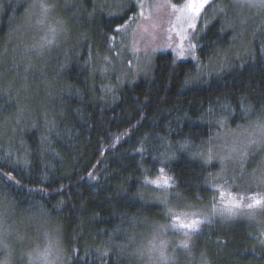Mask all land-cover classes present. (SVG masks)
<instances>
[{
    "label": "trees",
    "instance_id": "obj_1",
    "mask_svg": "<svg viewBox=\"0 0 264 264\" xmlns=\"http://www.w3.org/2000/svg\"><path fill=\"white\" fill-rule=\"evenodd\" d=\"M219 1L232 0H211L200 13ZM186 2L175 0V6ZM80 10L73 18L76 34L92 53L119 58L116 44L134 20V6L119 17L96 14L89 5ZM24 11L2 9L0 66L11 56L4 54L11 25ZM224 22L219 18L204 28L193 59L180 56L176 47L158 50L148 75L122 73L118 61L115 79L122 80L107 99L104 83L82 61L83 49L77 59L79 49L70 48L65 59L38 66L23 83L27 94L19 83L14 89L2 85L7 91L0 86V123L14 113L25 114L29 123L0 127V195L18 211L40 210L56 222L69 264H141L118 257L113 247L126 245L130 235L147 238L151 225L169 222L166 210L146 197L152 189L146 181L160 169L182 203L214 200L209 175L216 166L204 165L179 145L206 144L216 128L207 122L210 115L221 120L231 112L240 122L247 114L264 115V32L247 35L244 54L223 74L192 81L198 64L235 46ZM229 123L234 126V119ZM193 242L195 256L207 264H264V239L246 222L202 225Z\"/></svg>",
    "mask_w": 264,
    "mask_h": 264
},
{
    "label": "rangeland",
    "instance_id": "obj_2",
    "mask_svg": "<svg viewBox=\"0 0 264 264\" xmlns=\"http://www.w3.org/2000/svg\"><path fill=\"white\" fill-rule=\"evenodd\" d=\"M84 2L86 0H0V14L6 6L11 7L14 12L25 9L22 17L12 23V33L7 41L5 39V57L11 56L4 61V66H0L1 90L2 85L8 84L14 89L19 83V91L27 94L28 89L23 83H27L38 66L48 65L59 58L65 59L70 48L79 49V53L74 50L78 54L74 59H77L83 49L82 61L91 77H96L100 84L104 83L100 88L102 97L107 99L111 86L122 80V73L143 72V75H148L153 55L158 50L176 47L180 56H190L193 59V45L195 46L204 28L212 21L223 18L226 21L224 25L233 31L235 46L227 55H219L197 65L192 81H208L213 76L223 74L231 61L240 60L239 55L244 54L248 45L247 35L264 32V6L260 5L259 0H256V6H250L243 0H232L225 4L219 1L191 21L187 17L192 14L181 11L187 2L178 7L175 6V0H87V4H82ZM41 4L48 6L47 13L41 8ZM131 4L136 14L129 26L121 31L118 42L120 45L116 44L119 58L116 56L115 60L112 55L107 58L92 53L90 44L74 31L73 18L78 17L81 6L95 8L96 14L101 12L107 16L119 17ZM64 11L65 18L62 16ZM189 23H193L195 27H189ZM50 25L57 29L58 35L53 44L47 45L45 37L51 35L48 31ZM13 27L16 29L13 30ZM86 57L89 58L86 60ZM118 61L123 68L120 71L121 77L116 80ZM17 104L21 103L18 101ZM228 114L231 115L221 120L212 115L208 117L207 122L216 128L206 144L179 145L182 147L181 151L189 153L204 165L216 166L209 175L210 186L215 192L214 200L209 203H182L173 195V185L166 171L160 169L159 175L149 181H158L161 186L149 183L152 189L146 197L166 210L169 222L151 225L147 238L128 236L126 245L113 247L118 257L141 264H207L195 256L193 237L202 225L217 221L249 223L264 239V208L247 209L242 206L235 210V215H221L230 197L225 195L221 200L220 191L227 190L237 198L264 194V183L261 182L264 179V131L258 127L264 125V115L247 114V121L240 122L239 117L231 112ZM230 119H234V126L229 123ZM26 123L28 121L25 114L14 113L8 121L0 123V127H16ZM164 178H168V185H163ZM5 199L0 195V264H69L70 258L62 244L60 226L40 210L21 212ZM170 212L180 217L179 222H191L193 219L204 222L198 225L197 231L173 229L172 225L176 220ZM185 241L188 243L187 248L181 246ZM162 243L167 260L160 257ZM153 244L156 245L155 249ZM46 249L50 250V254L45 255Z\"/></svg>",
    "mask_w": 264,
    "mask_h": 264
},
{
    "label": "snow or ice",
    "instance_id": "obj_3",
    "mask_svg": "<svg viewBox=\"0 0 264 264\" xmlns=\"http://www.w3.org/2000/svg\"><path fill=\"white\" fill-rule=\"evenodd\" d=\"M243 2H247L250 6H256V0H243ZM209 3V0H188L186 7L181 9L182 12L187 11L190 12L192 15L188 16L187 19L189 21L193 20L195 16H198L200 14V11ZM259 3L261 6H264V0H259ZM142 7V5H141ZM41 8L45 13L49 11V8L47 5L41 4ZM143 15V13H141ZM43 22V21H41ZM61 23V22H57ZM189 27H195L193 23H189ZM48 31L51 33L50 36L45 37L46 44L50 45L55 42V39L58 35L57 29L53 26H49ZM119 31V29H118ZM46 45H41V47H44ZM193 47H195L193 45ZM264 131V125H258ZM254 143V142H253ZM11 179V177L9 178ZM262 183H264V179L261 180ZM146 183H155L157 186H161L160 182L158 181H146ZM169 180L168 178L163 179V185H168ZM221 200L224 199L225 195L230 197V200L228 204L225 206V208L221 211V215H228L232 216L236 214L237 209H240L242 206L247 209H253V208H264V194L257 193L256 195L252 196H240L239 198L235 197L232 195L231 192L227 190H223L219 192ZM170 215H173L175 217L176 223L172 225L173 229H188L191 231H197L198 230V225L203 223V220H196L193 219L191 222H179L180 217L176 215L175 213H171ZM186 235L188 233H185ZM184 248L188 247V243L185 241L181 245ZM153 249L156 248V245H152ZM164 245L163 243L161 244V251H160V257L163 260H167V257L164 256ZM50 254V250L46 249L45 250V255Z\"/></svg>",
    "mask_w": 264,
    "mask_h": 264
}]
</instances>
